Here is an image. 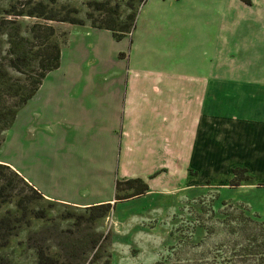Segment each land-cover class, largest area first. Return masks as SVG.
I'll return each instance as SVG.
<instances>
[{
	"label": "rangeland",
	"instance_id": "1",
	"mask_svg": "<svg viewBox=\"0 0 264 264\" xmlns=\"http://www.w3.org/2000/svg\"><path fill=\"white\" fill-rule=\"evenodd\" d=\"M38 1L44 2L50 13L76 17L85 21L83 25H90L92 22L101 25L107 17L123 22L127 20L128 13H133V9L126 4L128 0H32L30 5ZM24 2L26 0H0V17L7 15V18H13L12 14L6 12L21 9ZM96 2H105V9L96 10ZM134 3L136 9H139V14L133 38L129 39L135 29L123 37H128L124 41L117 40L113 34L112 37L117 41H112L103 33L100 34L99 41L97 40L96 52L101 59L105 58V53L107 55L111 49L121 50L120 59L131 55L128 62H121L123 69L169 68L168 47L173 38L172 34L176 27L183 24L185 25L180 38L181 44L185 45L183 51L187 55V69L193 67L194 57L205 49L203 45H195L197 41L211 38L220 42V37H228L227 26L218 25L217 20L216 23L208 20V25L197 21L200 5H204L212 14V8L217 7V0H148L144 6L141 4L142 7L139 0H134ZM219 5H224V1ZM175 8L176 14L169 18L167 11L172 12ZM248 9L247 7L244 12L238 10L234 15H225L229 16L230 25L238 29L235 36L237 44L231 49L232 52L228 51L231 57L227 52L220 51L224 59L232 58L229 63L220 61V70L228 65L229 69L234 67L235 70L264 71V14L251 15L252 10ZM206 13L203 12L204 15ZM89 15H92L93 20H90ZM225 16L220 15V18L224 17L221 23L227 22L224 21ZM255 16L257 19H254ZM16 19L21 26V35L27 38H31L27 27L42 20L30 16H19ZM249 19L250 22L260 21V24L249 22V28L243 30V23ZM50 22L55 28L53 41L59 43L61 54L62 49L67 53L68 48L71 49L70 43L73 44L82 25L62 21ZM12 26L10 23L5 24L8 30ZM241 36L243 40H237ZM0 38V61L6 63L4 59L7 58V37L2 34ZM90 39L94 40V37ZM31 43L26 46L33 51L42 48L38 42ZM219 49L227 51L224 47ZM32 59V65L37 66L39 58L32 56ZM100 62L101 60L95 62V59L92 62L82 61L81 72L95 70V66L100 69L97 65ZM114 63L109 62L111 70L122 71L121 63ZM8 69L13 76L25 79L24 74L10 67ZM251 80L252 82L244 78L240 80L237 84L240 87L239 97L234 96L235 93L230 94L233 96V103L228 106L224 104L223 109H228L232 117H242L243 111H250L254 121L247 127H241L238 131L241 136L234 135L235 145L230 147L232 150L226 149L228 153L220 155L218 170L213 175H202L201 182H190L196 172L193 168L183 174V177L186 176L184 180L180 173L172 172L163 177L164 182H171L169 187L155 188L124 200L115 199L110 210L100 216H96L99 209L90 210L88 206L66 204L47 198L43 194L29 200L28 212L22 215L17 200L19 196L31 195L28 188L19 184L10 198H2L0 194V217L8 216L11 219L8 242L0 247V264L224 263L225 259L231 256L234 244L241 242L245 232L243 229L233 228L236 221L243 216L264 218V108L261 109L262 104L259 105V102L263 101L264 91L259 93L256 88H263L264 77ZM244 86H250V92H246L248 95L244 93ZM226 94H220V99L227 97ZM242 97H246V101ZM219 107L220 113H224L221 103ZM261 116V119H255ZM8 129L0 135V162L17 164L18 139L17 134H14L17 128L7 133L5 139ZM231 161L243 163L234 167H247L250 179L242 180L239 185H231ZM9 192L8 189L6 193ZM247 235L245 234L243 242L248 241L245 240Z\"/></svg>",
	"mask_w": 264,
	"mask_h": 264
},
{
	"label": "crops",
	"instance_id": "2",
	"mask_svg": "<svg viewBox=\"0 0 264 264\" xmlns=\"http://www.w3.org/2000/svg\"><path fill=\"white\" fill-rule=\"evenodd\" d=\"M221 1L224 5H219ZM251 1L247 4L242 0H217L212 14L200 5L197 21L208 25V20H217L218 25L227 26L228 37H220V42L211 38L197 41L195 45L205 49L194 57L191 69H187L185 45L180 38L185 24L176 27L172 34L168 47L170 65L164 70L123 69L121 62H128L131 55L120 59L119 49L109 50L101 59L96 52L98 38L103 33L117 41L112 32L80 26L81 31L69 45L71 49L67 53L62 49L60 66L47 72L6 131L5 139L7 133L17 128L14 134L18 139L19 162L9 166L45 197L79 206L113 203L117 179L141 177L151 191L169 187L171 182H164L163 177L172 172L183 177L193 168L196 172L190 182H201L202 175H213L219 168L220 155L235 145L234 135L241 136V127L254 121L250 111H243L242 117H232L223 105L233 103L230 94L239 97L237 84L241 79L252 82L251 79L264 77L261 70H235L228 65L220 70V61L232 60L224 59L220 51L228 54L237 44L238 29L230 25L229 16L225 15L244 12L248 7L251 15L262 16L264 0ZM175 10L167 11L169 18L176 14ZM220 15L227 22L221 23L224 17ZM250 20L243 23V30L249 28ZM237 40L242 41V36ZM94 59L101 60L97 64L100 69L95 66V70L81 72L80 63ZM109 62L121 63L122 71H112ZM244 87L245 94L250 92V86ZM256 88L259 93L264 91V86ZM222 93H227V97L220 99ZM242 99L246 101V97ZM231 163V169L243 164ZM154 173L157 174L152 176Z\"/></svg>",
	"mask_w": 264,
	"mask_h": 264
},
{
	"label": "trees",
	"instance_id": "3",
	"mask_svg": "<svg viewBox=\"0 0 264 264\" xmlns=\"http://www.w3.org/2000/svg\"><path fill=\"white\" fill-rule=\"evenodd\" d=\"M147 0H139L140 6ZM247 4H251V0H242ZM29 0L24 2V6L19 10L6 12L12 14L13 18L0 17V35L4 34L7 37L8 48L6 63L0 61V135L10 128L14 123L18 110L23 106L36 92L42 83L43 78L50 70L60 66L61 48L59 43L53 41L55 28L50 21L70 22L72 24H85V21L68 15L58 16L52 14L48 10V6L42 2H34L30 5ZM105 2H96L95 9L103 10ZM127 6L133 9V13L126 15L127 20L117 22L114 18L103 19V24L96 25L92 22L90 25L97 28L109 29L117 40H121L124 36L131 33L136 28V21L139 9H136L134 0H128ZM19 16H30L42 19L29 25L28 32L31 38L21 35V26L17 21ZM90 20L92 15H89ZM93 20V19H92ZM12 24L11 29H7L5 24ZM38 42L42 48L36 51L26 45L31 42ZM34 52V53H33ZM2 53V41L0 38V54ZM32 56L39 58L37 66L32 65ZM37 56V57H36ZM1 59V58H0ZM8 67L14 71L24 74L25 79L13 76ZM37 67L39 69H37ZM38 72V73H37ZM36 73V75H34ZM33 74V75H32ZM28 81V83L26 82ZM0 136V144H1ZM248 168L244 166L233 167V177L230 180L231 185H239L242 180L250 179ZM158 173V172H157ZM154 173L152 176H155ZM22 184L23 187L31 191V195H22L18 197L17 204L22 210V215L28 212L29 200L35 196H40L41 193L30 185L18 172L12 170L8 164L0 162V194L2 198H10L14 195L15 188ZM116 200H124L133 196H139L149 191L147 181L141 177H130L125 179H117L115 182ZM9 193H6L7 190ZM24 189V188H23ZM123 191V193H121ZM5 193V194H4ZM114 203V202H113ZM87 208L90 210L99 209L96 216L107 213L111 208V203H100L90 205ZM250 225V226H249ZM233 228L243 229L247 242H236L231 249V256L225 259L222 264H264V218L259 216L250 217L243 216ZM11 234V219L8 216L0 217V247L7 244Z\"/></svg>",
	"mask_w": 264,
	"mask_h": 264
},
{
	"label": "water",
	"instance_id": "4",
	"mask_svg": "<svg viewBox=\"0 0 264 264\" xmlns=\"http://www.w3.org/2000/svg\"><path fill=\"white\" fill-rule=\"evenodd\" d=\"M116 201V200H115ZM109 203H112V202H109Z\"/></svg>",
	"mask_w": 264,
	"mask_h": 264
}]
</instances>
